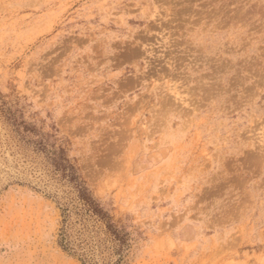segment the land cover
<instances>
[{
	"label": "rangeland",
	"instance_id": "rangeland-1",
	"mask_svg": "<svg viewBox=\"0 0 264 264\" xmlns=\"http://www.w3.org/2000/svg\"><path fill=\"white\" fill-rule=\"evenodd\" d=\"M0 264H264V0H0Z\"/></svg>",
	"mask_w": 264,
	"mask_h": 264
},
{
	"label": "trees",
	"instance_id": "trees-1",
	"mask_svg": "<svg viewBox=\"0 0 264 264\" xmlns=\"http://www.w3.org/2000/svg\"><path fill=\"white\" fill-rule=\"evenodd\" d=\"M81 199L88 202V203H91V200H90L91 198L85 196V194H81Z\"/></svg>",
	"mask_w": 264,
	"mask_h": 264
},
{
	"label": "bare ground",
	"instance_id": "bare-ground-1",
	"mask_svg": "<svg viewBox=\"0 0 264 264\" xmlns=\"http://www.w3.org/2000/svg\"><path fill=\"white\" fill-rule=\"evenodd\" d=\"M209 89V88H208ZM206 96V95H205ZM205 99V98H204ZM231 99V98H230ZM190 104V103H189ZM192 106V105H191ZM122 138V137H121Z\"/></svg>",
	"mask_w": 264,
	"mask_h": 264
}]
</instances>
